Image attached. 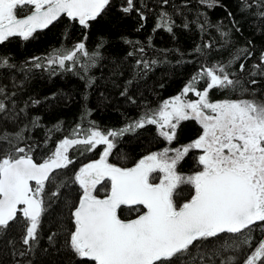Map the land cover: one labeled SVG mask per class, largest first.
Listing matches in <instances>:
<instances>
[{"label":"snow or ice","instance_id":"snow-or-ice-1","mask_svg":"<svg viewBox=\"0 0 264 264\" xmlns=\"http://www.w3.org/2000/svg\"><path fill=\"white\" fill-rule=\"evenodd\" d=\"M199 2L219 6L216 0ZM124 3L123 13L139 12L135 0ZM253 3L264 19V0ZM242 4L245 9L252 6L249 0ZM112 5L113 0H0V45L12 38L34 39L38 31L65 20L87 30ZM139 14L143 20V13ZM206 25L211 27L205 20L201 30ZM155 27L172 32L166 12L160 13ZM216 28L222 38L229 36L220 25ZM86 40L87 35L70 48L54 49L44 58L47 67L70 71L81 57L87 61L85 70L94 66L104 44L101 41L90 52ZM196 51L204 54L199 46ZM239 52L251 56L247 48ZM239 58L237 54L226 65L201 66L180 94L119 130L91 127L81 132L77 126L72 137L61 139L42 160L34 155L37 146L27 143L26 128L9 130L7 121L15 119V102L10 110L5 101L11 96L0 86V237L19 228L23 248L14 254L26 256L39 239L42 215L51 202L62 200L70 223L64 229L65 246L74 264H217L214 258L241 252V245L253 250L242 258L226 256L227 264H264V238L258 245L252 241L254 232L264 234V92L250 91L233 78L235 73L226 71ZM41 61L34 57L32 67L47 70ZM15 68L10 58L0 55V70ZM239 71H245L244 63ZM249 75L253 85L254 77L264 76V52ZM214 89L226 98L211 97ZM189 93L196 99L187 98ZM184 121H194L199 130L186 144L172 147ZM31 123L39 127V118ZM146 126L155 127L164 146L146 150L131 166L110 162L109 157L121 151L119 141ZM98 146H103L98 159L82 164L67 179H58V170L75 163L70 149L80 147L84 154ZM70 185H77L79 192L64 198L62 189Z\"/></svg>","mask_w":264,"mask_h":264},{"label":"trees","instance_id":"trees-1","mask_svg":"<svg viewBox=\"0 0 264 264\" xmlns=\"http://www.w3.org/2000/svg\"><path fill=\"white\" fill-rule=\"evenodd\" d=\"M216 2L219 6L208 7L199 0H168L167 4L163 0H135L136 8L145 17L141 20L136 10L130 14L121 11L124 0H113L107 14L87 30L79 25H68L65 20L38 31L34 39L12 38L0 45V55L7 56L16 65L15 69L0 70V86L11 96L5 101L10 110L15 102V119L7 121L9 130L26 128L27 143L37 146L34 155L42 160L61 139L72 137L77 126L81 132L91 127L102 132L119 130L146 110L158 108L163 101L179 94L201 66L226 65L237 54L240 58L226 71L235 73L233 78H238L250 91L264 92V76L254 77L257 83L253 85L250 83L253 77L249 75L252 65L259 63L260 54L264 52V19L257 15L253 0H249L252 6L247 9L242 0ZM161 12L168 14L172 32L155 27ZM205 20L211 27L206 25L201 30ZM216 25L229 36L222 38ZM85 35L87 40L84 42L90 52L101 41L104 44L100 49L101 57L94 66L85 70L83 65L87 61L81 57V63L72 66L70 71L56 65L47 67L44 58L49 53L62 47L70 48ZM206 44L212 47L205 48ZM198 46L204 54L196 51ZM140 48L144 51L140 52ZM242 48H247L251 56L240 53ZM34 57L42 58L47 70L32 67ZM137 61L142 63L138 65ZM143 62H148L149 66L145 68ZM240 63L245 65L243 72L239 71ZM89 79L90 87L87 86ZM197 86L202 88L203 82ZM210 96L226 98L215 89ZM34 100L39 103L33 105ZM21 108L25 110L21 112ZM34 118H39V127H32ZM53 129L57 130L50 131ZM198 130L194 121L182 122L172 147L186 144L195 138ZM119 144L121 151L114 152L109 160L125 166H131L132 161L146 150L156 151L164 146L162 139L156 136L154 126L127 134ZM102 148L98 146L84 154L80 147L70 149L69 155L75 163L66 170H58V179H67L79 166L97 159ZM62 192L64 198L71 199L79 189L77 185H70ZM69 226L68 209L62 200L51 202L42 215L39 239L26 256L14 254L23 248L19 228L0 237V264H74L65 246L64 229ZM261 238L264 234L254 232L253 244L258 245ZM241 247V252L229 251L214 259L217 264L220 261L227 264L226 256L242 258L245 252L253 250Z\"/></svg>","mask_w":264,"mask_h":264},{"label":"rangeland","instance_id":"rangeland-1","mask_svg":"<svg viewBox=\"0 0 264 264\" xmlns=\"http://www.w3.org/2000/svg\"><path fill=\"white\" fill-rule=\"evenodd\" d=\"M180 93H181V92H180ZM180 93H179V94H180ZM177 95H178V94H177ZM171 98H172V97H171ZM187 98H189V99H196V97H195L194 95H192L191 93L188 94V97H187ZM169 99H170V98H169ZM98 158H99V157H98ZM98 158H97V159H98Z\"/></svg>","mask_w":264,"mask_h":264},{"label":"water","instance_id":"water-1","mask_svg":"<svg viewBox=\"0 0 264 264\" xmlns=\"http://www.w3.org/2000/svg\"><path fill=\"white\" fill-rule=\"evenodd\" d=\"M45 30V29H44Z\"/></svg>","mask_w":264,"mask_h":264}]
</instances>
